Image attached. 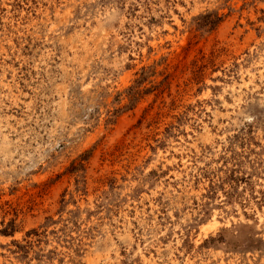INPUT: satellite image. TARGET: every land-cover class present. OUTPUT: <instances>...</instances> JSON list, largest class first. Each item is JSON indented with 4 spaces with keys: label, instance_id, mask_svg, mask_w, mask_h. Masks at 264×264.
Instances as JSON below:
<instances>
[{
    "label": "rangeland",
    "instance_id": "374dc122",
    "mask_svg": "<svg viewBox=\"0 0 264 264\" xmlns=\"http://www.w3.org/2000/svg\"><path fill=\"white\" fill-rule=\"evenodd\" d=\"M0 80V264H264V0H0Z\"/></svg>",
    "mask_w": 264,
    "mask_h": 264
},
{
    "label": "bare ground",
    "instance_id": "6f19581e",
    "mask_svg": "<svg viewBox=\"0 0 264 264\" xmlns=\"http://www.w3.org/2000/svg\"><path fill=\"white\" fill-rule=\"evenodd\" d=\"M67 26V25H66ZM100 32V31H99ZM99 32H97V33H99ZM82 35V34H81ZM92 35V34H91ZM102 36V35H101ZM108 36V35H107ZM87 37V36H86ZM93 37V36H92ZM97 38V37H96ZM117 41V40H116ZM94 42H97V41H95L94 40ZM1 81V80H0ZM245 85H246V83H245ZM238 87V86H237ZM238 91H239V89H238ZM217 221L214 219V221H213V223L212 224H215ZM128 234V233H127ZM128 237V236H127Z\"/></svg>",
    "mask_w": 264,
    "mask_h": 264
}]
</instances>
